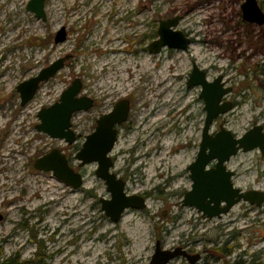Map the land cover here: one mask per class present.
Here are the masks:
<instances>
[{
  "label": "rangeland",
  "instance_id": "obj_1",
  "mask_svg": "<svg viewBox=\"0 0 264 264\" xmlns=\"http://www.w3.org/2000/svg\"><path fill=\"white\" fill-rule=\"evenodd\" d=\"M28 1L0 0V262L13 257L31 264H150L159 241L163 250L181 245L204 253V264H222L229 233H237L227 245L234 252H264V204L254 210L236 205L220 220H203L181 204L206 116L200 87L187 86L194 64L207 81L220 76L223 88L231 90L222 101L232 109L214 119L211 134L220 126L235 138L254 126L264 132V54L249 59L245 44L238 45L248 23L242 21L244 0H45V21L27 11ZM256 2L264 12V0ZM173 18L179 21L172 28L191 40L189 46L149 52L160 21ZM63 27L66 39L55 44ZM66 57L65 67L21 107L15 87ZM143 61L150 64L149 76L139 71ZM172 73L179 77L167 78ZM166 78L165 85L174 87L164 99L153 87ZM76 79L79 95L90 97L93 108L72 116L77 142L67 144L35 126L38 111L56 103ZM121 99L130 110L118 128L111 171L125 181L128 195H144L146 207L125 210L113 224L99 203L110 194L95 175L97 165L79 167L75 155L99 116ZM152 103L163 111L142 133L139 114ZM52 149L82 174L80 189L34 169V161ZM176 156L181 160L171 164ZM226 166L235 172L234 187L264 191V155L258 149L240 151Z\"/></svg>",
  "mask_w": 264,
  "mask_h": 264
},
{
  "label": "water",
  "instance_id": "obj_2",
  "mask_svg": "<svg viewBox=\"0 0 264 264\" xmlns=\"http://www.w3.org/2000/svg\"><path fill=\"white\" fill-rule=\"evenodd\" d=\"M45 0H29L26 9L33 13L37 19L45 21L44 12ZM242 20L251 24L264 25V13L258 6L256 0H244L241 7ZM179 19L161 20L158 26V39L152 41L147 50L157 54L161 49L182 50L186 49L191 40L186 38L182 32L174 30ZM55 44L63 43L66 39L64 27L55 33ZM66 58H60L44 67L32 78L23 81L15 87L19 94L20 106L24 107L33 100L39 90V85L54 78V75L62 70ZM187 81V86L197 85L200 87L199 98L204 103V126L201 131V141L195 160L187 167L191 185L183 195L181 204L183 207L195 208L202 217L211 220L219 218L222 214L228 213L233 206L242 200L250 205L261 206L264 204V191L257 190L241 192L233 187L232 178L234 171L228 170L226 164L230 158L236 156L240 151L250 152L258 149L264 155V132L262 126L250 128L240 138L225 130L222 126L218 132H209L212 122L217 116L227 114L232 109V103L224 102L222 99L231 92L230 88H223L221 77L209 82L203 71L194 64ZM82 86L79 79H76L59 96L56 103L41 108L37 113L39 123L35 129L47 134L51 139H59L67 144L77 142L74 130L71 128V118L75 113L88 111L93 108V100L90 97L80 96ZM130 110L129 102L121 99L115 103L110 112L102 114L96 121L95 130L85 136L84 142L75 155L79 161V167L95 163L96 177L105 183L106 192L110 194L109 199H100L101 209L109 220L115 224L120 221L125 210H143L146 201L139 195H128L125 192V181L118 178L111 171L114 161L111 159V152L117 142V127L121 126L128 119ZM34 169L53 173L57 180L73 189L78 190L83 185V176L76 172L67 161L66 156L58 149L50 150L46 155L34 161ZM221 204L224 206L220 207ZM154 253L150 264H167L173 258L180 255L189 257L180 249H161L159 241L155 243ZM198 256V255H194ZM0 264H2L0 262Z\"/></svg>",
  "mask_w": 264,
  "mask_h": 264
},
{
  "label": "flooded vegetation",
  "instance_id": "obj_3",
  "mask_svg": "<svg viewBox=\"0 0 264 264\" xmlns=\"http://www.w3.org/2000/svg\"><path fill=\"white\" fill-rule=\"evenodd\" d=\"M256 27L259 28V31L257 29H255ZM239 36H240L239 37L240 40H238V45L245 44V47L247 48L246 56L249 57V59L253 58V56H258V54H264V45L262 44V42L264 41V25L247 23L245 33L240 34ZM244 55H243V57H244ZM239 56H241V54H239ZM118 128L119 127H117V134L119 131ZM234 175H235V172H234ZM239 190L241 192L252 191L251 189H248V188L242 189V190L239 189ZM143 198H144V195H143ZM144 200H146V198H144ZM243 203H247V202L242 200L240 203H238L236 205H241ZM222 206H224V204H221L220 207H222ZM245 206L250 210L261 209V206H258V207L255 205L252 206L249 203H247ZM233 207H232V209H233ZM189 208L192 210H195V208H191V207H189ZM232 209L228 213L222 214L217 219L220 220L222 218V216L229 215L230 212H232ZM195 211L200 215V217L203 220H205V218L202 217L201 213H199L197 210H195ZM236 234L237 233H229V238L224 240L223 250H222V254L220 256L221 263L222 264H264V261H262L264 258L263 250L262 251L255 250V251H245V252H234L233 250L235 247L233 249L227 248L228 240L230 239V241H232L234 235H236ZM171 249H180V251L182 250L185 253H187L189 255V257H183L180 255L179 257L173 258L172 260H170V262H174L176 264H204V262L207 261L205 255H203L204 253L194 252V251L188 249V247H182L180 245V246L173 247ZM194 255H198V256H194ZM170 262L167 264H170Z\"/></svg>",
  "mask_w": 264,
  "mask_h": 264
},
{
  "label": "bare ground",
  "instance_id": "obj_4",
  "mask_svg": "<svg viewBox=\"0 0 264 264\" xmlns=\"http://www.w3.org/2000/svg\"><path fill=\"white\" fill-rule=\"evenodd\" d=\"M87 0H85V2H86ZM88 1H90V2H93V3H95V4H98V2H99V0H88ZM101 3V2H100ZM103 8V7H102ZM84 15V14H83ZM117 18V17H116ZM121 34V33H120ZM114 40V39H113ZM116 48V47H115ZM153 61V60H152ZM133 65V64H132ZM130 63H129V65L128 66H125V70H129L130 68H131V66H132ZM140 66H139V71H141V73H144L145 75L146 74H148V76H149V73H150V64H149V62H146V61H143V64L142 63H140L139 64ZM168 65L170 66V65H172V63H168ZM167 65V66H168ZM171 67V66H170ZM152 72V71H151ZM134 73V72H133ZM134 75V74H133ZM153 75V74H152ZM179 77V75H177L176 73H172V75L170 76V77H167V78H171V79H175V78H178ZM155 78V77H154ZM167 78L163 81H160V82H158V84H154V87L153 88H155V89H157L156 90V96H158V94L159 95H164V93H167V91H171L170 89H172L173 87H174V84H171V85H168V86H166L165 84H166V82L165 81H167ZM155 82V81H154ZM171 93H172V91H171ZM170 96V95H169ZM164 97V96H163ZM165 98H167V97H164V99ZM163 99V98H162ZM178 99H179V97H178ZM147 102V101H146ZM164 102H166V100H164L163 102H160V104H163ZM187 104H190V102H186ZM158 108V105H156V104H154V103H152L147 109H145V110H142V112H140V114H139V119H138V122L139 123H141V124H137V127L139 128V129H141V132L143 133V132H146V131H148V130H150L151 128H153V125L158 121V117H160V114L162 113V111H163V109L162 110H158V111H155L156 109ZM163 108L164 109H166L165 108V105H163ZM153 111L155 112L154 113V117H153V119L151 120V122H149V123H146V125L144 124V122H145V119L147 118V116L149 115V114H151V113H153ZM193 113L192 112H190L189 113V116H191ZM140 132V131H139ZM181 160V157H179V156H176V158H174L173 160H172V163L171 164H176V163H178L179 161Z\"/></svg>",
  "mask_w": 264,
  "mask_h": 264
},
{
  "label": "trees",
  "instance_id": "obj_5",
  "mask_svg": "<svg viewBox=\"0 0 264 264\" xmlns=\"http://www.w3.org/2000/svg\"><path fill=\"white\" fill-rule=\"evenodd\" d=\"M32 261H25L23 263H18L15 258L9 257L8 259H5L2 264H31Z\"/></svg>",
  "mask_w": 264,
  "mask_h": 264
}]
</instances>
